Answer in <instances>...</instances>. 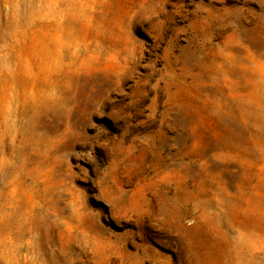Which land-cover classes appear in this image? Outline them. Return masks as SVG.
<instances>
[{
    "label": "rangeland",
    "instance_id": "374dc122",
    "mask_svg": "<svg viewBox=\"0 0 264 264\" xmlns=\"http://www.w3.org/2000/svg\"><path fill=\"white\" fill-rule=\"evenodd\" d=\"M0 264H264V0H0Z\"/></svg>",
    "mask_w": 264,
    "mask_h": 264
},
{
    "label": "bare ground",
    "instance_id": "6f19581e",
    "mask_svg": "<svg viewBox=\"0 0 264 264\" xmlns=\"http://www.w3.org/2000/svg\"><path fill=\"white\" fill-rule=\"evenodd\" d=\"M242 262V261H241Z\"/></svg>",
    "mask_w": 264,
    "mask_h": 264
}]
</instances>
